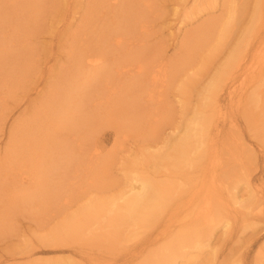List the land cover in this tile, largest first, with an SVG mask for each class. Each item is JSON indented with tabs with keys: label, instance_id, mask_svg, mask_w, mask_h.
<instances>
[{
	"label": "rangeland",
	"instance_id": "rangeland-1",
	"mask_svg": "<svg viewBox=\"0 0 264 264\" xmlns=\"http://www.w3.org/2000/svg\"><path fill=\"white\" fill-rule=\"evenodd\" d=\"M211 1L0 0V264H162L160 234L209 206L211 247L174 263L264 264V116L247 100L264 85V0ZM197 113L216 158L180 168L165 153ZM30 161L42 187L14 198ZM135 171L136 192L153 178L166 191L150 221L128 219Z\"/></svg>",
	"mask_w": 264,
	"mask_h": 264
},
{
	"label": "bare ground",
	"instance_id": "bare-ground-1",
	"mask_svg": "<svg viewBox=\"0 0 264 264\" xmlns=\"http://www.w3.org/2000/svg\"><path fill=\"white\" fill-rule=\"evenodd\" d=\"M204 1H209L212 4L211 0H204ZM205 37H207V36L205 35ZM205 37H204V40L206 39ZM196 38L197 37H195L194 35L189 37V39L191 41H193L191 43L192 45H196L197 46L203 40V38H202V39H199V40L196 41ZM239 59H241V58H239ZM98 61L99 60H97L96 62H98ZM234 62H236V60ZM238 63H239V61H238ZM241 63H243V62H241ZM258 63L260 64V62H258ZM263 63H264V61H263ZM252 64H254V63H252ZM259 64H258V66H259ZM234 65H237V63L234 64ZM254 65H250V66H254ZM234 67H236V66H234ZM246 69H248V68H246ZM258 73H260V72H258ZM260 76H262V75H260ZM260 83H262V82H260ZM260 83L255 87V89H253L251 91L250 95H248V99L247 100H248V105L254 106V107L257 106L256 108H260L261 109L260 110L261 111L260 114H262L261 116H264V109L262 110V108H264V98H263L264 97L263 96L264 91H262L264 89V85L260 84ZM215 84H216V82L214 83V85ZM216 86H217V84H216ZM118 100H119V103H117L115 106H112L109 109V112L112 113V115L109 116L110 123H111L112 126H114V125L117 126V123L119 122V121L116 120L115 115H116V113L120 112L119 108L121 106V101L123 99L120 98ZM262 111H263V113H262ZM193 116H192L193 117V121L191 122L190 126H188L189 128H187V130L185 132V135L183 137L186 141H183L181 144H178L177 146L173 147V149H172V151L170 153H167V154L165 153V156L168 157L169 160L170 159H174L179 167L182 164V166H185V167L188 166L191 169L194 166L193 165L194 162H198V163H196V165H197L196 167L201 169V170H204L205 169L204 165H206V163H209V162L211 164V161L214 158H216L215 156H216V153H217L216 151L217 150L215 151L214 148L213 149L212 148H208L206 150L207 147L204 145L205 144L204 139L207 136L206 132H204V131H206L205 130L206 129V124L205 123H207L208 120H206L207 122L205 121L202 113L201 114L197 113V115L193 114ZM209 121L211 122V120H209ZM64 122H66V121L62 117H59L58 120L54 124V128L51 131L47 132L46 134L47 135H49V134L51 135V133H53L54 131L61 130L62 127L64 126ZM154 125H155V126H153L154 134L156 132H159L160 129L163 127V124H162L161 121L155 122ZM256 130H259V129L257 128ZM117 131H121V130H117ZM259 134H260L259 136L262 135L264 137V131L263 130L260 129ZM259 138L262 139L261 137H259ZM189 143L191 144V147L189 146ZM167 144L169 145L168 142H167ZM208 147H210V146H208ZM155 148H158V147H153V149H155ZM155 151L159 152V156L161 157V163H164L165 162V160L163 159V154L164 153L160 152L161 151L160 148H159V150L155 149ZM155 158H153V159H155ZM194 158H197V160H194ZM37 159L40 161V163H42V160L44 159L43 154L40 153V155H39V157ZM190 160H191V162H189ZM183 163H185L186 165H184ZM191 163H192V166L190 165ZM30 164H32L34 167H33L32 171L29 170L28 175L31 177V180H33V182L28 187L29 188L28 190H24L22 192L21 191L18 192L19 191L18 190L17 192L19 194L15 195L14 198H19V197L20 198H23V197H27L28 198L34 192L39 191L40 188L42 187V183H40V180H42V176L43 175H42L41 171H38L39 170V166H41V164L38 166V164L35 161H30ZM188 169H187V171H188ZM199 169L195 168V170H199ZM40 170H41V167H40ZM192 170H194V169H192ZM195 170H194V172H196ZM148 176H149V174H148ZM152 177H154V176H152ZM130 178H131V184L127 187V189H125V192H124V194L122 196V198H124L126 196L125 197L126 199L124 198L125 199L124 201H126V202H124V204H125V207H126V209L128 211V215H129L128 219H130V217H131V219L132 218L138 219V221H140V220L145 221V222L146 221H150V220L153 219L152 216H155V214L158 213L159 210L158 209L155 210V209L159 206L160 202H163L164 200L167 199V195L164 194V193H166V191H164L160 187L159 183L156 184L157 182H155V178H153L150 181H147V180L143 181V185L141 187V190L136 192L137 188H138L137 185L139 184L138 183L139 182V178H143V177L140 176L135 171V172H131ZM31 180H29V181H31ZM179 188H181V187H179ZM176 189H178V188H176ZM130 193H132L133 195L130 194ZM250 200L252 201V199H250ZM254 200L255 199L253 198V201ZM15 201H16V199H15ZM0 202H1V199H0ZM234 203L236 205H238V204L241 205L240 209L242 208V211H244V214H247L246 212L249 211V212H251L250 214L253 215L254 212H255V208H254V205H253L255 202L252 203V202L248 201V202L244 203V201L241 202V199L239 197H235L234 198ZM257 204H259V200H258ZM256 206H258V205H256ZM126 209L124 210V212H127ZM235 212H237V211L235 210ZM136 214H138V216ZM214 214L215 213H213V211H212V206H211V208L209 206L208 209H207L206 215H204V217L202 216L204 218L202 220V222L199 221L202 218H194L193 221H192V225L191 226H187V225L181 226L180 228H178V231L176 232V234L175 235L171 234L169 236V238H167L166 232L163 231L161 233L162 235L160 234V236H164L165 235L164 236V240L168 241L170 239L171 243H170V246L168 245V248L166 249V252L163 254L164 261H162V264H175L174 262L178 258H186L188 256V252L189 251L201 252L203 250H206V248L211 247V238L213 236L212 234L215 231V228L217 227V221H218ZM247 219H249L248 216H247ZM250 219H251V217H250ZM244 221H246L245 217H244ZM185 235H188V237L187 238H183ZM212 251H213L212 253L216 254V252H214V249ZM215 254H214V256H215ZM215 257H214V259H215ZM165 258H169V260H167ZM225 261H228V260H225ZM224 263H222V264H224Z\"/></svg>",
	"mask_w": 264,
	"mask_h": 264
}]
</instances>
